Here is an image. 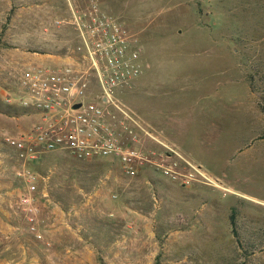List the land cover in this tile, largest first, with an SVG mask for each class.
Masks as SVG:
<instances>
[{
  "label": "rangeland",
  "instance_id": "1",
  "mask_svg": "<svg viewBox=\"0 0 264 264\" xmlns=\"http://www.w3.org/2000/svg\"><path fill=\"white\" fill-rule=\"evenodd\" d=\"M98 2L141 47L142 73L119 97L220 187L49 153L35 166L48 192L36 238L0 139V264H264V0ZM79 5L0 0V131L31 128L36 117L7 107L1 87L74 42L65 21Z\"/></svg>",
  "mask_w": 264,
  "mask_h": 264
},
{
  "label": "built area",
  "instance_id": "2",
  "mask_svg": "<svg viewBox=\"0 0 264 264\" xmlns=\"http://www.w3.org/2000/svg\"><path fill=\"white\" fill-rule=\"evenodd\" d=\"M84 3L73 6L65 21L75 32L74 42L52 55L55 59L26 64L11 87H1L6 105L36 117L31 128L18 135L0 131V139L14 152L13 171L22 188L15 202L36 238H42L37 230L39 199L48 192L38 190L40 178H47L40 177L35 166L49 153L115 161L129 177L150 167L184 185L215 181L160 139L119 97L142 73L141 47L98 0Z\"/></svg>",
  "mask_w": 264,
  "mask_h": 264
},
{
  "label": "crops",
  "instance_id": "3",
  "mask_svg": "<svg viewBox=\"0 0 264 264\" xmlns=\"http://www.w3.org/2000/svg\"><path fill=\"white\" fill-rule=\"evenodd\" d=\"M18 187H19V188H17V189H19V190H18L17 196L19 195V193H20L21 190H22V188L20 187V185H18ZM9 193L12 195V194L15 193V190H13V191L11 190V191H9ZM12 196H13V195H12ZM0 199L3 200V201H5V200H6V197H3V196L0 195ZM7 200H8V199H7ZM11 201H12V200L10 199L9 202H11ZM4 203H5V202H4ZM0 230H1V231H0V232H1L0 235H3V234H6V235H7V234H8V231H7V230H9V229H6V230L4 229V230H2V228H1ZM6 235H5V236H6ZM22 260H23V259H21L20 261H22Z\"/></svg>",
  "mask_w": 264,
  "mask_h": 264
},
{
  "label": "trees",
  "instance_id": "4",
  "mask_svg": "<svg viewBox=\"0 0 264 264\" xmlns=\"http://www.w3.org/2000/svg\"><path fill=\"white\" fill-rule=\"evenodd\" d=\"M7 107H10L9 105H6ZM231 222L234 223L233 214H231Z\"/></svg>",
  "mask_w": 264,
  "mask_h": 264
},
{
  "label": "bare ground",
  "instance_id": "5",
  "mask_svg": "<svg viewBox=\"0 0 264 264\" xmlns=\"http://www.w3.org/2000/svg\"><path fill=\"white\" fill-rule=\"evenodd\" d=\"M214 184L219 187V185L217 183L214 182Z\"/></svg>",
  "mask_w": 264,
  "mask_h": 264
},
{
  "label": "water",
  "instance_id": "6",
  "mask_svg": "<svg viewBox=\"0 0 264 264\" xmlns=\"http://www.w3.org/2000/svg\"><path fill=\"white\" fill-rule=\"evenodd\" d=\"M75 107L79 106V104L74 105Z\"/></svg>",
  "mask_w": 264,
  "mask_h": 264
}]
</instances>
